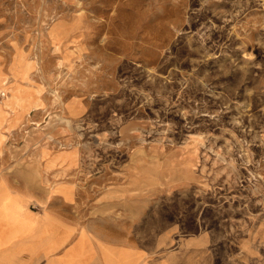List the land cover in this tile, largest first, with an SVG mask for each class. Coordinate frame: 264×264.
<instances>
[{"label":"rangeland","instance_id":"obj_1","mask_svg":"<svg viewBox=\"0 0 264 264\" xmlns=\"http://www.w3.org/2000/svg\"><path fill=\"white\" fill-rule=\"evenodd\" d=\"M0 65L17 148L69 155L140 243L264 264V0H0Z\"/></svg>","mask_w":264,"mask_h":264},{"label":"crops","instance_id":"obj_2","mask_svg":"<svg viewBox=\"0 0 264 264\" xmlns=\"http://www.w3.org/2000/svg\"><path fill=\"white\" fill-rule=\"evenodd\" d=\"M0 71V79L11 78L10 70L0 65ZM26 77L15 79L41 102L31 109L39 117L41 83L30 85ZM28 116L0 101V264H194L197 250L190 261L182 247L157 253L155 243H140L118 201L97 203L70 176L61 180L59 163L69 155L17 148Z\"/></svg>","mask_w":264,"mask_h":264}]
</instances>
